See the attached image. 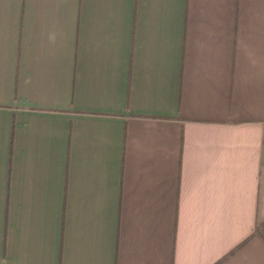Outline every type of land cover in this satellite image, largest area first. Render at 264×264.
Masks as SVG:
<instances>
[{
  "label": "crops",
  "instance_id": "crops-1",
  "mask_svg": "<svg viewBox=\"0 0 264 264\" xmlns=\"http://www.w3.org/2000/svg\"><path fill=\"white\" fill-rule=\"evenodd\" d=\"M0 264H264V0H0Z\"/></svg>",
  "mask_w": 264,
  "mask_h": 264
}]
</instances>
